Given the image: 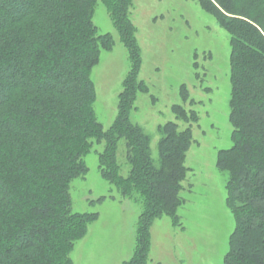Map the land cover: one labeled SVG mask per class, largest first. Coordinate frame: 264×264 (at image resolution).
I'll return each instance as SVG.
<instances>
[{"label": "trees", "instance_id": "obj_1", "mask_svg": "<svg viewBox=\"0 0 264 264\" xmlns=\"http://www.w3.org/2000/svg\"><path fill=\"white\" fill-rule=\"evenodd\" d=\"M128 51L130 69L108 129L97 121L90 72L110 38L92 23L97 0H0V264H73L74 243L97 212L72 209L70 182L87 171L84 155L103 144L98 169L124 198H140L137 244L122 264H147L150 227L180 210L189 168L194 109L173 105L184 129H158V163L150 138L130 119L142 63L132 0H103ZM229 34L231 147L217 153L227 173L225 203L234 227L223 264H264V0H195ZM183 102L190 101L185 85ZM120 140L125 144L122 175ZM104 197V196H102ZM98 201H101L98 200Z\"/></svg>", "mask_w": 264, "mask_h": 264}, {"label": "rangeland", "instance_id": "obj_2", "mask_svg": "<svg viewBox=\"0 0 264 264\" xmlns=\"http://www.w3.org/2000/svg\"><path fill=\"white\" fill-rule=\"evenodd\" d=\"M129 16L141 49L138 79L145 86L130 119L150 138L155 163L159 127L168 121H176L180 129L188 126L176 119L173 105L181 103L198 113L185 162L190 170L184 184L190 190L184 193L180 210L183 227L173 226L168 216L153 221L147 264H223L234 227L225 203L227 173L216 167L218 151L231 147L229 34L195 0H132ZM91 20L98 34L110 38V48L100 50L90 72L96 119L108 129L131 63L103 0H97ZM182 84L192 102L182 101ZM102 149L103 144H93L83 157L87 171L70 182L73 211L98 213L87 235L74 243L73 264H122L133 256L137 244L143 201L122 197L104 180L98 169ZM124 151L120 140L122 175L129 170Z\"/></svg>", "mask_w": 264, "mask_h": 264}]
</instances>
